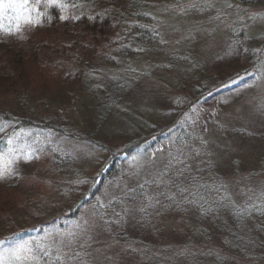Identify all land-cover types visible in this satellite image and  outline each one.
Instances as JSON below:
<instances>
[{
  "label": "rangeland",
  "instance_id": "1",
  "mask_svg": "<svg viewBox=\"0 0 264 264\" xmlns=\"http://www.w3.org/2000/svg\"><path fill=\"white\" fill-rule=\"evenodd\" d=\"M56 2L66 14L108 11L117 38L144 8L157 15V39L154 46L133 49L129 58L120 50L97 55L96 76L78 69L41 87L26 75L27 102L49 110L62 126L55 133L13 127L12 118L29 111L14 90L0 84V138L6 139L0 168L11 169L0 177L6 209L0 210V238L49 223L46 232L0 250V264H264V249L255 242L243 251L241 239L209 229L210 220L195 223L189 185L194 178L212 179L236 199L264 196V5ZM94 50L82 49L80 60ZM89 81L104 90L98 97L111 96V105L95 104ZM7 113L13 114L9 120L3 118ZM179 130L184 134L177 137ZM136 138L143 139L144 149L112 161ZM163 176L159 182L173 186L170 198L153 202L154 178ZM91 184H98L95 197L68 219Z\"/></svg>",
  "mask_w": 264,
  "mask_h": 264
},
{
  "label": "trees",
  "instance_id": "2",
  "mask_svg": "<svg viewBox=\"0 0 264 264\" xmlns=\"http://www.w3.org/2000/svg\"><path fill=\"white\" fill-rule=\"evenodd\" d=\"M254 1V5H264V0ZM3 2L8 3L9 0H3ZM15 2L23 3V0H15ZM12 10L5 8L0 13V23L4 26L3 30H0V84H6L14 90V96L18 97L17 101L21 108L29 111L28 116L13 117L12 120L16 122L13 127L21 128L30 133L39 131L55 133V131L61 130L62 126L55 123V117L49 115V110L45 106L43 109H39L33 100L27 102V89L22 85L26 75H34L35 81L41 87L46 86V83L48 84L60 74L76 72L78 69H82L85 74L92 72L93 76H96V69L100 68L99 64L94 62L99 59L98 57L96 59L97 55L104 58L106 54L120 50L126 58H129L133 49L139 48L138 50H140L144 46L148 48L154 46L157 39V36H154L156 34L154 24L157 15L151 11H145L144 8L138 9L139 12L133 15L135 20L128 19L127 32L118 38L115 37L117 32L115 33L113 21L108 11H82L79 14H66L61 6L57 2L53 3L52 0H39V2L29 0L25 9H20L21 13L17 16L12 14ZM146 15L151 17L147 18ZM18 16L20 19H17ZM29 16L32 22L25 23L24 17ZM16 24L20 25L19 31L15 30ZM85 47L95 49L94 54H90L88 57L89 62H87L88 60H80V53ZM113 58L114 56L110 57L111 60H114ZM79 61L81 64L77 65ZM86 86L88 94H94V97L91 98L97 101L96 105L102 101L107 103L106 108L111 105V96H97L104 90H97L98 87L90 81L87 82ZM108 110L110 111V109ZM3 115L5 120H9L12 117L10 115L13 114ZM173 134L180 137L183 136L184 131L179 130ZM141 140L143 141L141 138H136L133 143L118 152L112 161L118 159L123 152L129 153L137 149H144L142 148L144 142H140ZM5 141L6 139L0 138V150L5 145ZM163 178L164 176L154 178L158 187L157 191L155 190L150 196L155 199L153 202L158 201V199L162 201L166 197L170 198L167 191H170L173 186L171 183L159 182ZM216 183L212 179L199 180L194 178L189 181L192 190L195 223L201 224L203 221L210 220L212 226L209 229H218L228 239H238V241L241 239L237 243L240 245V250L246 251L247 246L255 244L259 250L264 249L258 240H264V196L254 195L247 199H236ZM97 186L98 184H91L81 193L75 206L67 215L68 219L77 217L78 209L88 205V201L92 200L91 197L94 198L96 195ZM147 202L153 203L150 199ZM0 210L6 211L1 204ZM146 214L143 213L141 218L143 220L142 227ZM117 217H119L118 214H116ZM123 218L122 216L117 218L118 223L123 221ZM48 228L49 223L13 231L0 238V250L11 247L16 242L38 236L46 232ZM198 230L204 239L209 237L204 230ZM254 242L255 244H253ZM225 246L230 247L227 244ZM175 252L177 253V251ZM247 253L248 251L245 252V254ZM262 258H257L254 261L260 262Z\"/></svg>",
  "mask_w": 264,
  "mask_h": 264
},
{
  "label": "snow or ice",
  "instance_id": "3",
  "mask_svg": "<svg viewBox=\"0 0 264 264\" xmlns=\"http://www.w3.org/2000/svg\"><path fill=\"white\" fill-rule=\"evenodd\" d=\"M29 0H23V3H17L15 2V0H9L8 3H4L3 0H0V13H2V10L5 9V8H11V9H14V10H20V9H25V6L28 4ZM37 2H39V0H37ZM53 3L56 2V0H52ZM17 19H20V17L18 16ZM24 21L25 23H31L32 20H31V17H24ZM4 26L2 23H0V30H3ZM15 30L16 31H19L20 30V25L19 24H16L15 25ZM0 131H2V129H0ZM9 144L12 143V140L10 139L8 141ZM11 172V169L10 168H7V167H4V168H0V177L6 175V174H10ZM24 245H21L19 249H17V251H20V250H23L24 249ZM30 251V249L28 250ZM19 258V257H17Z\"/></svg>",
  "mask_w": 264,
  "mask_h": 264
}]
</instances>
